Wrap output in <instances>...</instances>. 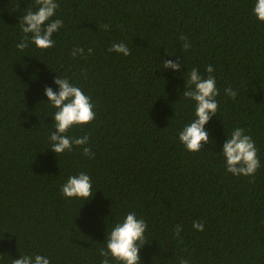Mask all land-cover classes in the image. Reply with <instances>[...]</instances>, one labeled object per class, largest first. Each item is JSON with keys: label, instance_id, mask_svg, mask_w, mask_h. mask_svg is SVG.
<instances>
[{"label": "trees", "instance_id": "16d2710c", "mask_svg": "<svg viewBox=\"0 0 264 264\" xmlns=\"http://www.w3.org/2000/svg\"><path fill=\"white\" fill-rule=\"evenodd\" d=\"M56 3L48 22L63 26L54 46L21 51L20 20L38 5L0 0V264L36 254L50 264H101L99 250L129 212L147 225L140 264H264V22L255 0ZM114 43L129 55L109 52ZM165 60L180 70L163 68ZM207 65L218 110L204 125L209 143L190 152L178 135L195 102L183 92L189 72L207 78ZM55 77L81 88L96 113L66 134L87 144L60 154L49 148L56 109L44 94L59 90ZM236 127L255 142L254 177L226 171L223 143ZM80 172L92 178V197L66 198L62 184Z\"/></svg>", "mask_w": 264, "mask_h": 264}, {"label": "clouds", "instance_id": "9594fccd", "mask_svg": "<svg viewBox=\"0 0 264 264\" xmlns=\"http://www.w3.org/2000/svg\"><path fill=\"white\" fill-rule=\"evenodd\" d=\"M38 5L36 11L29 9L20 20L21 31L25 38L17 44V48L23 51L34 44L37 49H48L54 46L52 35L63 26L60 19L51 20L58 8L56 0H35ZM254 16L261 22H264V0H255L252 8ZM48 22V23H46ZM105 29L108 25L103 26ZM31 34L29 37L28 34ZM180 40H185L184 49L190 45L186 42V37L180 36ZM109 52L122 53L129 55V48L124 43H114ZM77 52H83V49L77 48L72 55ZM92 53V49H88ZM179 71L180 64L173 63L171 60L163 61V68H169ZM207 78L201 75L193 68L189 72L187 81V90L183 92L186 99L195 102L194 118L179 132L178 139L184 148L190 152H199L202 145L209 143V135L204 130V125L210 117L217 114L218 103L215 99L219 95V89L216 87L215 77L212 65L206 66ZM55 83L58 85V91L54 92L51 87L44 88V94L47 102L56 111L53 113V124L55 131L49 134L51 150L55 154L71 151L73 145L83 146L87 144L88 137L71 138L68 131L76 126H82L95 119L96 113L93 111V103L89 96L84 94L81 88L74 86L67 78L55 77ZM228 97L235 98L236 92L231 88L225 89ZM83 154L90 155L88 147L83 148ZM222 154L225 158V168L227 172L233 175H243L254 177L260 162L257 157V148L250 135L245 134V130L240 127L233 129L230 138L223 143ZM60 191L66 198H80L83 201L92 197V178L84 172L76 175H70L66 182L62 184ZM146 223L142 218H137L135 212L127 213L121 222H117L106 239V247L99 250L102 259L101 264H110V259L118 264H140L139 246L145 242ZM192 227L197 231H203L204 225L201 222L193 221ZM179 225L175 232H180ZM12 264H50L47 257L36 254L35 256L23 255L18 259H13ZM180 264H188L187 260H181Z\"/></svg>", "mask_w": 264, "mask_h": 264}]
</instances>
